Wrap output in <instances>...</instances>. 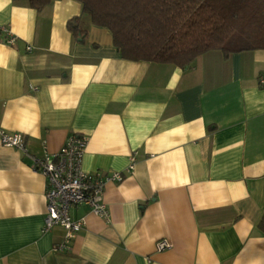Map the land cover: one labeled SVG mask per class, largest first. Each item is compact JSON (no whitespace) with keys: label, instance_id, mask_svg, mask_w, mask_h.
<instances>
[{"label":"crops","instance_id":"obj_1","mask_svg":"<svg viewBox=\"0 0 264 264\" xmlns=\"http://www.w3.org/2000/svg\"><path fill=\"white\" fill-rule=\"evenodd\" d=\"M3 27L0 126L27 152L0 142V264H264V49L128 60L77 0H0ZM72 134L87 138L84 170L124 178L105 186L109 217L70 209L85 225L60 248L31 155Z\"/></svg>","mask_w":264,"mask_h":264},{"label":"trees","instance_id":"obj_2","mask_svg":"<svg viewBox=\"0 0 264 264\" xmlns=\"http://www.w3.org/2000/svg\"><path fill=\"white\" fill-rule=\"evenodd\" d=\"M25 1L41 9L54 0ZM123 58L190 66L201 54L264 49V0H77ZM79 16L68 21L74 34ZM260 224L264 227V214Z\"/></svg>","mask_w":264,"mask_h":264},{"label":"built area","instance_id":"obj_3","mask_svg":"<svg viewBox=\"0 0 264 264\" xmlns=\"http://www.w3.org/2000/svg\"><path fill=\"white\" fill-rule=\"evenodd\" d=\"M5 33L1 40L12 44L15 36L6 28H0ZM31 49V46L28 47ZM264 82V78L261 79ZM0 142L27 152L25 136L22 132H9L0 126ZM87 138L81 134H72L56 152H45L43 156L31 155L33 166L46 178L45 202L46 215L42 231L47 232L58 225L66 230L64 240L58 247H67L76 232L85 221L83 218L73 219L70 209L78 204H87L92 211L102 217H109L107 205L103 199L105 186L109 181H120L124 178L122 172L110 174L88 172L83 169V157ZM134 168L132 159L127 170ZM170 246L167 240L157 242V248L162 250Z\"/></svg>","mask_w":264,"mask_h":264}]
</instances>
